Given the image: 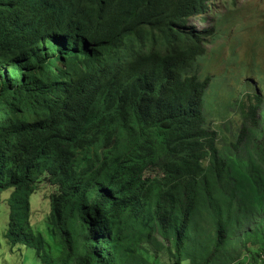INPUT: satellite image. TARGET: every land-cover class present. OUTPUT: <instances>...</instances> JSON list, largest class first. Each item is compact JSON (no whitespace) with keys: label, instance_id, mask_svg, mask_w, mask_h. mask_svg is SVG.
I'll list each match as a JSON object with an SVG mask.
<instances>
[{"label":"trees","instance_id":"16d2710c","mask_svg":"<svg viewBox=\"0 0 264 264\" xmlns=\"http://www.w3.org/2000/svg\"><path fill=\"white\" fill-rule=\"evenodd\" d=\"M218 2L238 9L0 0V245L39 264H264L260 95L234 101L226 148L203 112L213 35L189 19ZM40 182L48 239L30 223Z\"/></svg>","mask_w":264,"mask_h":264},{"label":"rangeland","instance_id":"374dc122","mask_svg":"<svg viewBox=\"0 0 264 264\" xmlns=\"http://www.w3.org/2000/svg\"><path fill=\"white\" fill-rule=\"evenodd\" d=\"M237 11L229 13L223 3L214 4L206 14L189 19V25L197 30H212V38L206 45V55L200 61L199 73L211 80L204 94V114L217 131L221 148L233 142V135L240 126V118L233 107L234 101L247 102L260 95L264 111V0H237ZM231 10V5L228 6ZM222 14V15H221ZM221 15V17H220ZM204 19V20H202ZM230 20V21H229ZM229 21V23H227ZM235 97H233V96ZM234 100H230V97ZM53 187L40 182L37 191L30 195V223L34 230L48 239L47 214L49 194ZM0 215V241L5 226L7 206ZM53 250V242L48 241ZM7 250L9 257L2 256V264H39L33 250ZM22 254L27 256L22 260Z\"/></svg>","mask_w":264,"mask_h":264}]
</instances>
